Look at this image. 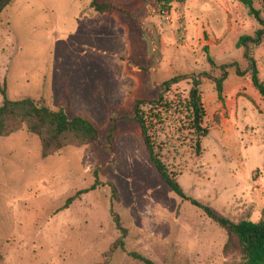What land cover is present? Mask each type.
Segmentation results:
<instances>
[{
    "label": "rangeland",
    "instance_id": "374dc122",
    "mask_svg": "<svg viewBox=\"0 0 264 264\" xmlns=\"http://www.w3.org/2000/svg\"><path fill=\"white\" fill-rule=\"evenodd\" d=\"M92 1L14 0L0 16V106L4 88L9 100L63 109L98 131L97 142L46 159L26 129L0 138L1 263L100 264L120 236L111 210L127 237L109 264H141L128 253L154 264L238 263L237 254H223L225 233L162 182L136 122L118 121L106 138L113 118L129 116L135 101L156 98L176 76L218 78V67L231 63L245 70L236 42L258 23L238 0H96L131 15H100ZM252 2L264 19V0ZM252 55L264 82V43ZM190 87L182 81L166 96L186 98ZM200 90L209 130L202 154H193L184 131L175 138L185 147L166 164L186 197L234 219L250 212L256 222L264 206V101L249 75L234 70L221 101L211 81ZM95 172L97 189L64 209L95 184Z\"/></svg>",
    "mask_w": 264,
    "mask_h": 264
},
{
    "label": "trees",
    "instance_id": "16d2710c",
    "mask_svg": "<svg viewBox=\"0 0 264 264\" xmlns=\"http://www.w3.org/2000/svg\"><path fill=\"white\" fill-rule=\"evenodd\" d=\"M14 0H0V16ZM248 11V15L258 23L259 28L251 36H241L236 42V48L243 50V58L247 63V68L241 70L237 63L224 64L218 67L220 76L211 77L207 74L201 76H176L166 81L162 87L163 92L151 100L135 101L131 113L127 117L113 118L106 138L108 144L116 130V123L121 120L136 122L139 126L141 140L146 150L149 163L155 168L162 182L183 201L189 202L193 207L200 210L205 217L220 230L225 233L226 242L223 247V254L235 253L239 257V262L234 264H264V206L260 211V217L256 222L251 220V213L246 212L237 219L225 216L208 205H203L194 199L186 197L178 184L177 174L170 170L166 164V155L177 153L185 147L179 142L178 136L184 131L192 136L190 148L196 157L202 154V139L209 134L208 128L204 127L205 108L202 103L201 83L204 79L211 81L218 95L222 100L223 83L229 76V72L234 70L237 77L249 75L253 88L264 101V82L259 79V70L256 60L253 58V50L264 43V19L261 12L253 7L252 0H238ZM90 7L98 14H120L131 15V12L115 7L109 3H98L93 0ZM207 63L215 67L213 59L209 55L208 48H204ZM190 80L191 87L187 97L174 95L173 98L166 94L170 88L182 81ZM2 92V104L0 106V138H7L26 129L30 134L35 135L40 143V156L42 159L51 157L65 148L80 149L98 141V131L96 127L87 119L82 117L68 118L63 109L52 111L45 106H40L30 98L19 100H9ZM178 121L175 129L174 123ZM109 149L110 146H109ZM99 186L95 172V184L88 190L77 192L71 197L64 209H67L78 197L90 191H94ZM112 196L117 199L118 194L113 185H110ZM113 221L120 232L119 238L110 245L103 255V262L109 264L113 255L117 251H125V238L127 230L123 228L119 217L113 213ZM129 257L141 264H154L146 257L128 253ZM2 256L0 255V264Z\"/></svg>",
    "mask_w": 264,
    "mask_h": 264
}]
</instances>
